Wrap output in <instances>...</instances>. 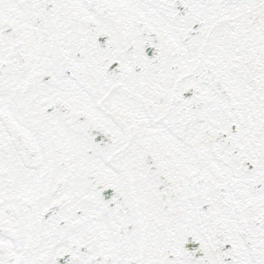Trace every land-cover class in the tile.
<instances>
[{
  "label": "snow or ice",
  "instance_id": "1",
  "mask_svg": "<svg viewBox=\"0 0 264 264\" xmlns=\"http://www.w3.org/2000/svg\"><path fill=\"white\" fill-rule=\"evenodd\" d=\"M0 264H264V0H0Z\"/></svg>",
  "mask_w": 264,
  "mask_h": 264
}]
</instances>
